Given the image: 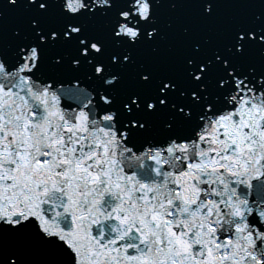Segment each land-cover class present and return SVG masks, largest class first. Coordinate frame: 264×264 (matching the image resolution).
Masks as SVG:
<instances>
[{"label": "snow or ice", "instance_id": "obj_1", "mask_svg": "<svg viewBox=\"0 0 264 264\" xmlns=\"http://www.w3.org/2000/svg\"><path fill=\"white\" fill-rule=\"evenodd\" d=\"M0 264H264V0H0Z\"/></svg>", "mask_w": 264, "mask_h": 264}]
</instances>
